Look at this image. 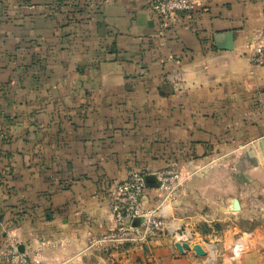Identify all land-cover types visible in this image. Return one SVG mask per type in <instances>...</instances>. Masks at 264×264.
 Returning <instances> with one entry per match:
<instances>
[{"label":"crops","instance_id":"crops-1","mask_svg":"<svg viewBox=\"0 0 264 264\" xmlns=\"http://www.w3.org/2000/svg\"><path fill=\"white\" fill-rule=\"evenodd\" d=\"M227 32L234 49L218 50ZM256 47L264 0H208L166 25L149 0H0V260L16 246L33 264H264ZM168 167L191 177L166 223L206 256L166 230L112 249L117 185ZM231 220L257 224L214 230Z\"/></svg>","mask_w":264,"mask_h":264},{"label":"built area","instance_id":"built-area-1","mask_svg":"<svg viewBox=\"0 0 264 264\" xmlns=\"http://www.w3.org/2000/svg\"><path fill=\"white\" fill-rule=\"evenodd\" d=\"M208 0H149L151 12L161 19L163 25L177 17L189 14L193 10L202 7ZM251 61L256 66L264 64V49L256 47L252 50ZM156 178L157 190L162 198L160 207L156 210H147L143 205L146 186V175L142 173L132 174L117 185L113 194L111 211L116 223V229L110 237V241L118 242L146 241L156 237L164 229H160L162 223L157 219H164L163 205L175 201L177 194L185 187L191 174H183L180 170L167 168L153 174ZM141 219L138 228L133 227L135 219ZM173 232V231H172ZM137 233V234H136ZM173 235L177 243H189L192 235L190 232L175 231ZM103 241H100L102 243ZM7 264H30L28 258L22 254L16 246H11L5 253Z\"/></svg>","mask_w":264,"mask_h":264},{"label":"water","instance_id":"water-1","mask_svg":"<svg viewBox=\"0 0 264 264\" xmlns=\"http://www.w3.org/2000/svg\"><path fill=\"white\" fill-rule=\"evenodd\" d=\"M215 46L218 50H221V51H232L234 49V35H233V33L227 32L224 34L217 35L215 38ZM258 144H259L260 151L262 152V154L264 156V138L260 139ZM154 179H156L154 176H146V178H145L146 186L149 187L150 181H152ZM233 210L234 211L240 210L239 203L237 200L234 201ZM141 222H142L141 219H139V218L135 219L133 222V227L138 228L140 226ZM176 247L178 248V250L180 252H183L184 249H186V250L194 251L198 256H206V252L202 249V247L200 245L190 246L186 243H177Z\"/></svg>","mask_w":264,"mask_h":264},{"label":"rangeland","instance_id":"rangeland-1","mask_svg":"<svg viewBox=\"0 0 264 264\" xmlns=\"http://www.w3.org/2000/svg\"><path fill=\"white\" fill-rule=\"evenodd\" d=\"M255 147H256L257 149H260L258 143L255 144ZM173 202H174V201H172V203H173ZM171 205H172V204H171ZM165 219H166V218H164V219H162V218H158V219H157L159 222L162 223L161 225H159V228H160V229H164V230H166L167 232L170 233V240H171L172 243L177 242L175 236L173 235V232H175V231H179V233H180V232H183L184 229H180V228H177V227H173V228H172V227H169V226L167 225ZM249 223H250V225H247V222H245V224L243 225V224L241 223V221H233V220H231V221H228V222H222V223L214 224V225H213V228H214V230H216L217 232H221L222 230L225 229V227H226L227 225L229 226V224H230V226H232L233 224H237L238 226H242V227L244 226L243 228H248V227L256 226V224H257L256 221H249ZM249 223H248V224H249ZM241 224H242V225H241ZM201 229H202V232H206V233H207V231L205 230L206 228H201ZM164 230H163V231H164ZM207 230H208V228H207ZM172 231H173V232H172ZM186 231H189V230H186ZM136 234H137V233H136ZM190 234L192 235L191 232H190ZM196 239H197V238H194V237L192 236L191 239H190V242H193L192 244H195L196 242H200V243H201V240H197V241H196ZM108 243H112V244H111V248L114 249V250H117V251H118V249L120 250V249L123 248V247H128V245H133L134 242H118L116 239H114V240H112V241H108ZM136 244H137V243H136ZM197 244H199V243H197ZM29 263H30V264H33L32 260L29 259Z\"/></svg>","mask_w":264,"mask_h":264},{"label":"trees","instance_id":"trees-1","mask_svg":"<svg viewBox=\"0 0 264 264\" xmlns=\"http://www.w3.org/2000/svg\"><path fill=\"white\" fill-rule=\"evenodd\" d=\"M65 2H67V0H64ZM168 168H170V167H168ZM143 174V173H142ZM2 220H1V218H0V222H1ZM22 221L21 220H16V221H14V223L13 224H20ZM0 264H7V261H5V259H2L1 258V260H0Z\"/></svg>","mask_w":264,"mask_h":264}]
</instances>
